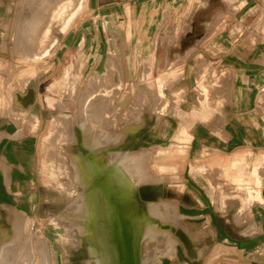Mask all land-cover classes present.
Listing matches in <instances>:
<instances>
[{
	"label": "rangeland",
	"instance_id": "obj_1",
	"mask_svg": "<svg viewBox=\"0 0 264 264\" xmlns=\"http://www.w3.org/2000/svg\"><path fill=\"white\" fill-rule=\"evenodd\" d=\"M38 1L0 0V171L5 176L0 182V232L13 237L12 227L5 219L12 212L24 216V229L32 226L29 241L20 239L15 243L14 240L12 257L21 260L19 246L27 242L33 250L30 252V248L24 253L27 256L22 255L28 259L26 264H40L35 248L39 235L40 242L47 247L43 255L51 264H83L87 259L85 243L78 250L69 247L52 219L65 208L62 192L46 170L47 159L58 143L57 118L62 116L58 105L64 101L67 106L63 110H67L69 119L75 117L74 104L80 101L83 107L96 106L112 135L118 134L122 125L133 122L136 116L142 118L143 125L128 132L119 146L111 147L110 151L141 153L143 160L147 157L144 162L141 160V166L152 181L135 187L124 206L140 213L145 202L164 201L171 208V216L169 213V218L160 225L173 238L174 251L164 256L150 254V259L155 255L157 264H174L176 245L190 232L191 214L187 207L193 204L192 172L195 176L200 173L209 177L215 198L236 197L248 199L252 204L263 203L257 198L258 187L254 173H249L250 163L212 161L206 145L207 132L216 129L214 133H217L222 106L227 102L212 96L225 73L203 56H196L197 52L183 51L181 43L189 42L192 36L180 37L189 25L190 11L185 13V6L177 18L174 11L167 9L152 36L157 48L155 59L136 68L140 81L128 82L126 66L121 62L126 51L103 50L105 38H110L113 45L126 42L125 35L114 34L110 29L114 24L105 25L104 32L110 34L101 35L98 44L91 47H82L77 34L69 45L63 46L69 36L64 35L70 30L69 24L50 54L27 57L20 39L25 33L22 26L36 11L30 13L27 8H34ZM211 2V9L218 7L216 0ZM220 16L216 15L213 22L216 33L222 36L228 26ZM201 42L205 44L206 39ZM20 82L28 83L23 94H20ZM80 113L83 114L82 110ZM61 145L75 151L74 146ZM197 163L205 166L197 168ZM93 165L99 166L96 161ZM261 205L264 208V203ZM129 209L119 207L116 214L121 213L124 218L122 213Z\"/></svg>",
	"mask_w": 264,
	"mask_h": 264
},
{
	"label": "crops",
	"instance_id": "obj_2",
	"mask_svg": "<svg viewBox=\"0 0 264 264\" xmlns=\"http://www.w3.org/2000/svg\"><path fill=\"white\" fill-rule=\"evenodd\" d=\"M85 1L73 18L70 30L64 34L69 36L63 46L69 45L75 34L82 47L97 45L101 35L110 34L104 32L105 25L114 24L110 29L114 34L125 35L126 42L113 45L110 38H105L103 50L126 51L121 62L126 66L128 82L140 81L136 68L155 59L157 48L152 36L167 9L174 11L176 18L183 6L185 13L190 11L189 25L180 37L192 36L189 42L181 43L183 51L197 52L196 56H203L225 73L212 96L227 101L222 106L217 133H214L216 129L213 133L207 132L206 145L212 161L250 163L249 173H254L258 194L262 195L264 0H216L215 9L210 8L211 0ZM200 1L202 5L198 6ZM218 14L228 26L222 36L216 33L213 22ZM204 38L205 44L201 42ZM201 166L205 165H196ZM4 178L0 171V182ZM191 179L193 204L185 206L190 209L191 229L184 235L185 240L176 245L174 264H264L263 203L252 204L248 199L236 197L215 198L209 177L200 173L195 176L192 172Z\"/></svg>",
	"mask_w": 264,
	"mask_h": 264
},
{
	"label": "bare ground",
	"instance_id": "obj_3",
	"mask_svg": "<svg viewBox=\"0 0 264 264\" xmlns=\"http://www.w3.org/2000/svg\"><path fill=\"white\" fill-rule=\"evenodd\" d=\"M84 1L39 0L36 4L38 8H27L30 13L36 9L35 14H30L29 20L22 26L25 33H22L23 38L20 39L26 48L23 50H26L27 57L38 58L50 54L59 36L83 8ZM201 2L198 6L202 5ZM194 8L196 7L193 6V10ZM22 21L24 23L25 19ZM19 84L20 94H23L28 83ZM101 101L100 104L103 103ZM80 102L74 104L77 112L72 119L67 118V110H63L67 106L66 101L58 105L59 114L62 115L57 118L58 143L53 146L47 159L46 170L59 186L65 208L53 215L52 219L61 229L69 247L78 250L85 243L87 259L83 264H157L154 261L155 255L150 259V254L163 255L174 251L173 238L160 225L169 218V213L171 216V208L164 201H147L145 209L140 213H134L133 208L124 206L135 187L152 181L141 166L147 157L143 160L141 153L115 154L116 152L110 151L111 147L119 146L128 132L141 127L143 120L136 116L133 122L124 123L118 134L112 135L105 128L97 107H83ZM163 105V109L167 108L165 102ZM81 110L83 114L80 113ZM61 144L66 147L74 146L75 151L64 149ZM95 161L99 164L98 169L92 166ZM96 169L97 173L94 172ZM257 198L264 203V193ZM119 207L129 209L127 212L123 211L124 218H121V213L116 214ZM5 219L12 227L13 237H8L4 231L0 232V264H26L28 259L23 257L27 256L24 253L33 246L29 247L27 242L18 245L21 247V254H18L21 256L20 260L15 255L11 256V245L14 240L15 243L20 239L27 240L32 226L24 229L25 218L16 212L7 213ZM37 239L35 248L41 258L40 264H51L50 259L43 255L47 247L40 242L39 235ZM31 250L33 248L30 252Z\"/></svg>",
	"mask_w": 264,
	"mask_h": 264
}]
</instances>
